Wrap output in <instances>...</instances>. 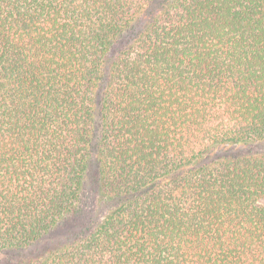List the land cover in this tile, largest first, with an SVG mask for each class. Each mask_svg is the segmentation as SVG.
Returning <instances> with one entry per match:
<instances>
[{
	"label": "trees",
	"instance_id": "trees-1",
	"mask_svg": "<svg viewBox=\"0 0 264 264\" xmlns=\"http://www.w3.org/2000/svg\"><path fill=\"white\" fill-rule=\"evenodd\" d=\"M0 264H264V0H0Z\"/></svg>",
	"mask_w": 264,
	"mask_h": 264
}]
</instances>
